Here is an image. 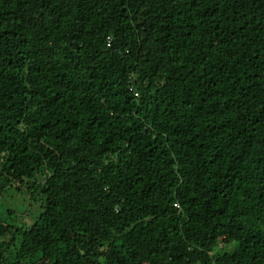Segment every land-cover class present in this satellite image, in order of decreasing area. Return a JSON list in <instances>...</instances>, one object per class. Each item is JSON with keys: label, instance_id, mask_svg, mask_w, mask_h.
<instances>
[{"label": "trees", "instance_id": "trees-1", "mask_svg": "<svg viewBox=\"0 0 264 264\" xmlns=\"http://www.w3.org/2000/svg\"><path fill=\"white\" fill-rule=\"evenodd\" d=\"M0 264H264V0H0Z\"/></svg>", "mask_w": 264, "mask_h": 264}, {"label": "rangeland", "instance_id": "rangeland-1", "mask_svg": "<svg viewBox=\"0 0 264 264\" xmlns=\"http://www.w3.org/2000/svg\"><path fill=\"white\" fill-rule=\"evenodd\" d=\"M39 205L30 203L23 193L0 188V218L17 226L16 223L30 225L35 220Z\"/></svg>", "mask_w": 264, "mask_h": 264}]
</instances>
